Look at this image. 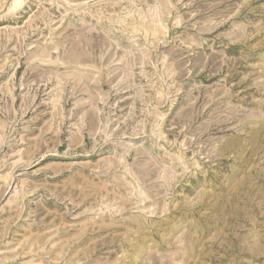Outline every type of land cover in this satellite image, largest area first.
<instances>
[{
	"label": "rangeland",
	"instance_id": "rangeland-1",
	"mask_svg": "<svg viewBox=\"0 0 264 264\" xmlns=\"http://www.w3.org/2000/svg\"><path fill=\"white\" fill-rule=\"evenodd\" d=\"M0 264H264V0H0Z\"/></svg>",
	"mask_w": 264,
	"mask_h": 264
}]
</instances>
